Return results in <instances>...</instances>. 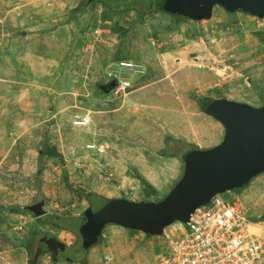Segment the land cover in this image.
Segmentation results:
<instances>
[{"label":"rangeland","instance_id":"1","mask_svg":"<svg viewBox=\"0 0 264 264\" xmlns=\"http://www.w3.org/2000/svg\"><path fill=\"white\" fill-rule=\"evenodd\" d=\"M131 1L138 6L140 0ZM102 14L88 0H0V264H65L29 253L34 235L64 243L76 264H156L165 242L156 236L134 239L116 225L105 227L85 253L84 213L98 215L109 200H165L186 176L187 155L224 140L223 126L204 113L203 99L264 107V19L220 7L203 22L158 14L139 23L134 11L105 21ZM193 42L199 50L164 64L162 55ZM201 48L214 56L201 59L199 68L193 60ZM221 50L237 52L225 67L235 64L236 70L220 72ZM245 70L255 76L250 86L236 75ZM118 76L132 80L128 98L136 106L114 94ZM76 114H90L91 125L75 128ZM88 145L97 149L88 151ZM259 186L264 174L231 191L253 225L264 223V192L256 204L245 197ZM79 191L103 203L102 209ZM14 208L19 212L12 213ZM36 208L43 216L33 213Z\"/></svg>","mask_w":264,"mask_h":264},{"label":"water","instance_id":"2","mask_svg":"<svg viewBox=\"0 0 264 264\" xmlns=\"http://www.w3.org/2000/svg\"><path fill=\"white\" fill-rule=\"evenodd\" d=\"M215 6L228 14L264 19V0H182L177 12L203 22L212 19ZM203 111L223 126V142L209 151L192 152L186 160L185 178L161 203L114 200L98 215L91 209L86 211V250L98 244L109 225L160 236L176 222L188 223L195 211L215 196L243 188L264 174V107L208 98ZM32 211L43 216L39 208Z\"/></svg>","mask_w":264,"mask_h":264},{"label":"built area","instance_id":"3","mask_svg":"<svg viewBox=\"0 0 264 264\" xmlns=\"http://www.w3.org/2000/svg\"><path fill=\"white\" fill-rule=\"evenodd\" d=\"M220 64V72H226V61ZM122 67L133 74L138 71L133 64ZM116 81V96H126L133 89L130 79L118 76ZM91 123L90 114H76L72 119L75 128H87ZM96 149L95 145L87 146L88 151ZM251 226L242 200L231 191L217 195L197 209L188 223L176 222L156 236L166 243L156 264H264V234L254 232ZM129 231L134 239L147 236Z\"/></svg>","mask_w":264,"mask_h":264},{"label":"trees","instance_id":"4","mask_svg":"<svg viewBox=\"0 0 264 264\" xmlns=\"http://www.w3.org/2000/svg\"><path fill=\"white\" fill-rule=\"evenodd\" d=\"M91 4L99 5L103 8L102 18L107 21L111 16L120 15L126 12H136L138 16L137 22L141 23L145 18L151 15H167L173 18H180L181 20H189L193 21L191 18L183 17L178 14L179 6L182 0H140L139 5L135 6L133 1L131 0H88ZM216 7V6H215ZM214 7V8H215ZM234 15V14H232ZM236 15V14H235ZM168 51H165L166 53ZM205 99L202 100V105L204 106ZM202 106V107H203ZM197 151H199L197 149ZM190 155V154H189ZM187 155V157L189 156ZM51 157L55 158L54 154H51ZM186 157V158H187ZM136 179L140 181L149 191H153L152 186L145 180V178L141 174L136 175ZM244 188V187H243ZM242 188V189H243ZM82 199H86L91 202L97 209L100 211L103 207V203H99L98 201H91V194H86L85 192L79 191ZM99 199H105L103 196H98ZM114 201V200H112ZM112 201L109 200L110 204ZM3 208H0V212ZM4 211V210H3ZM12 213H18L19 209L14 208L10 210ZM28 252L31 251L35 253L43 252V254H48L52 257L54 262H60L65 264H76V259L73 258V255L68 247L59 241L50 242L49 238L46 236H38L34 235L31 241L26 245ZM86 250V249H85ZM89 250H86L85 253H88ZM36 264V262H33Z\"/></svg>","mask_w":264,"mask_h":264},{"label":"bare ground","instance_id":"5","mask_svg":"<svg viewBox=\"0 0 264 264\" xmlns=\"http://www.w3.org/2000/svg\"><path fill=\"white\" fill-rule=\"evenodd\" d=\"M216 43V42H215ZM199 44V43H198ZM197 43L193 42L191 44V46L189 48H184V49H179L177 51H174L175 53H169V54H164L162 55L164 58H165V65L167 66L168 64H170V60L171 58L174 57H179V59L177 60L178 62H182L181 60V57L185 56L187 50L189 49H194V50H199L200 47ZM202 50V48H201ZM198 67H201V64L199 65H196ZM130 98V97H129ZM128 98V94L126 95V102L130 105H132L133 107L136 106V103H134L133 101H131L130 99ZM191 128V125L189 127H187V131H189V129ZM184 136V135H183ZM186 139H189L191 138L190 136L188 135H185L184 136ZM168 160H172V159H168ZM174 161V160H173ZM172 162V161H171ZM141 169H142V172L144 173V175L146 177H148L159 189H162L163 188V184L162 182H158V181H155L153 180L151 177H150V170H148L146 167L144 166H141ZM169 170V169H167ZM169 172V171H167ZM263 192H264V187H257V188H254L252 187L251 190L246 194V197H245V202L249 203V204H256L258 203L260 200L263 199ZM252 230L253 231H256L258 233H261V234H264V223H258L256 225H253L251 226Z\"/></svg>","mask_w":264,"mask_h":264},{"label":"crops","instance_id":"6","mask_svg":"<svg viewBox=\"0 0 264 264\" xmlns=\"http://www.w3.org/2000/svg\"><path fill=\"white\" fill-rule=\"evenodd\" d=\"M222 51L223 50H221V53H222ZM225 51V50H224ZM175 53V52H174ZM204 54H206V55H204ZM211 55V57H213L214 55H212L211 53H206L205 52V50H202V52H200V56H198V57H196L194 60H193V63L194 64H197V65H199L201 62H202V60L203 59H206V58H208V55ZM185 55H187V54H185ZM226 57H225V56ZM237 52H235V54L234 53H232V52H230L229 51V54L227 55V51H225V53H222L221 55H219V58H221V60H223V59H225V61L227 62V60H226V58H228L229 57V63H232L233 62V60H234V58H237ZM234 57V58H233ZM239 57H242V56H239ZM202 59V60H201ZM201 60V61H200ZM219 61V63H221V62H223V61ZM200 62V63H199ZM218 62V61H217ZM201 64H203V62L201 63ZM226 65V64H225ZM228 67V69L229 70H236L235 69V64L234 65H232V66H227ZM252 67V66H251ZM234 68V69H233ZM249 69H251V68H249ZM248 69V70H249ZM244 70V69H243ZM248 70H245V71H243V73L242 74H240L239 72L236 74L237 75V77L239 78V79H243L245 82H246V85L247 86H250V79L251 78H253V77H255V76H253V74H250V75H247L248 73H247V71ZM191 154V153H190ZM143 177L145 178V180L152 186V188H153V192L152 193H154V192H156V190H157V188L154 186V184H152L151 182H149L148 180H147V178L143 175Z\"/></svg>","mask_w":264,"mask_h":264}]
</instances>
